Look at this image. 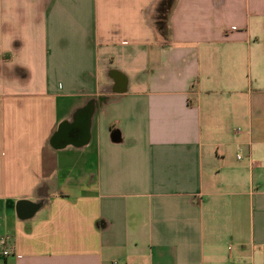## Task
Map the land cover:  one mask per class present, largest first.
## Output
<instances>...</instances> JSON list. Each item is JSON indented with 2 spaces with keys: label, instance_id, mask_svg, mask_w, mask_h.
I'll return each mask as SVG.
<instances>
[{
  "label": "crops",
  "instance_id": "0c3cea01",
  "mask_svg": "<svg viewBox=\"0 0 264 264\" xmlns=\"http://www.w3.org/2000/svg\"><path fill=\"white\" fill-rule=\"evenodd\" d=\"M158 2L0 0V264H264V0Z\"/></svg>",
  "mask_w": 264,
  "mask_h": 264
},
{
  "label": "trees",
  "instance_id": "16d2710c",
  "mask_svg": "<svg viewBox=\"0 0 264 264\" xmlns=\"http://www.w3.org/2000/svg\"><path fill=\"white\" fill-rule=\"evenodd\" d=\"M175 0H159L157 6V15L155 18V29L163 37H167L169 34L168 16L174 5Z\"/></svg>",
  "mask_w": 264,
  "mask_h": 264
},
{
  "label": "built area",
  "instance_id": "2783aa9c",
  "mask_svg": "<svg viewBox=\"0 0 264 264\" xmlns=\"http://www.w3.org/2000/svg\"><path fill=\"white\" fill-rule=\"evenodd\" d=\"M0 248L1 254L4 256L10 255L12 253L11 249L7 245V237L0 236Z\"/></svg>",
  "mask_w": 264,
  "mask_h": 264
}]
</instances>
